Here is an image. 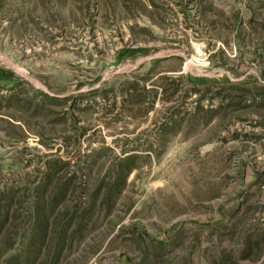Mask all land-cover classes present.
Wrapping results in <instances>:
<instances>
[{
    "label": "rangeland",
    "instance_id": "374dc122",
    "mask_svg": "<svg viewBox=\"0 0 264 264\" xmlns=\"http://www.w3.org/2000/svg\"><path fill=\"white\" fill-rule=\"evenodd\" d=\"M0 71V264H264V0H0Z\"/></svg>",
    "mask_w": 264,
    "mask_h": 264
},
{
    "label": "trees",
    "instance_id": "16d2710c",
    "mask_svg": "<svg viewBox=\"0 0 264 264\" xmlns=\"http://www.w3.org/2000/svg\"><path fill=\"white\" fill-rule=\"evenodd\" d=\"M121 54V53H119ZM11 74H6L3 73L2 71H0V78H3V82H1L0 79V87H2L3 85H11L12 88L16 87L18 84L17 83H13L12 79H10ZM125 77H129L128 75H123L121 76V78H125ZM13 83V84H12ZM190 85L193 86V91L194 92H198L199 90L197 89L199 86L188 82ZM94 93L99 94V96L103 99V103L106 104V102L109 103L108 105V113L109 114H114L116 111L118 112L119 115L121 114H126L127 112H129V110L133 109L134 107L138 106V103H141L142 100L145 99V97H151V99L153 101L156 100V95L157 92H155L153 89H148L147 87H145V85L141 82H138L137 80L134 81H128V82H124L119 89L117 88H113V86L109 89V90H104L103 88H99L97 90L94 91ZM85 95H81V96H86ZM43 98L45 99L43 102H48L49 104H63L65 103L64 100H61L59 98H55V97H49L48 95H42ZM120 99V100H119ZM88 107V106H86ZM171 123H173V125L177 124V121L173 118ZM177 126V125H176ZM160 133L162 134L164 131V127H160L159 128ZM132 151H138L137 148H133ZM136 156H131L130 158H128L127 160H123L122 162H128V166L126 168H124L123 172H122V186L124 187L127 178L129 177V175L132 173L133 171V161H135ZM66 165V164H65ZM54 168V167H53ZM51 167V170L53 169ZM52 173H49L46 177V183L43 184V186H41L40 188L43 190H46V187L49 186L48 184H50L52 182V177H51ZM68 188H62V190L59 192V196L61 198L65 197V193L67 192ZM16 198V193L15 192H11L9 193L5 198H4V202L6 204L3 205V207H0V235H2L4 229H5V225L8 222V219L10 217V213H11V208L13 206L14 200ZM39 244V247H37ZM45 244V239L44 236L34 244V248H36L34 250V252L31 254V252H29L28 254H22L21 252L19 253H13L10 254L8 256V259L6 260V263L4 264H38L39 261V257L40 254L42 252L41 247ZM61 251H62V247L58 246L56 248V254L54 255L53 258H51V260H49L48 264H58V257L61 256ZM3 256V255H1ZM24 258V259H23Z\"/></svg>",
    "mask_w": 264,
    "mask_h": 264
},
{
    "label": "water",
    "instance_id": "95a60500",
    "mask_svg": "<svg viewBox=\"0 0 264 264\" xmlns=\"http://www.w3.org/2000/svg\"><path fill=\"white\" fill-rule=\"evenodd\" d=\"M175 55H168V56H166V57H164V58H161V57H158V56H150V57H146V58H143V59H140L136 64H135V69L136 68H138V67H140L141 65H143V64H145V63H147V62H151V61H155V60H157V59H165V58H171V57H174ZM117 73H120V71H117L115 74H117ZM114 74V75H115ZM203 76H208L207 74L206 75H203Z\"/></svg>",
    "mask_w": 264,
    "mask_h": 264
}]
</instances>
